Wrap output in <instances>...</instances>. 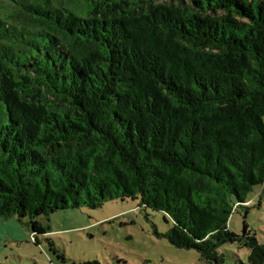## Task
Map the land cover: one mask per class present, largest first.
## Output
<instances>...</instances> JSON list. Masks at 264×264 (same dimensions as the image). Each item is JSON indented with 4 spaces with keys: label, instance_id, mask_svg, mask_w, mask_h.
<instances>
[{
    "label": "trees",
    "instance_id": "1",
    "mask_svg": "<svg viewBox=\"0 0 264 264\" xmlns=\"http://www.w3.org/2000/svg\"><path fill=\"white\" fill-rule=\"evenodd\" d=\"M8 1L0 221L132 199L204 264H264L229 230L264 185V0Z\"/></svg>",
    "mask_w": 264,
    "mask_h": 264
},
{
    "label": "rangeland",
    "instance_id": "2",
    "mask_svg": "<svg viewBox=\"0 0 264 264\" xmlns=\"http://www.w3.org/2000/svg\"><path fill=\"white\" fill-rule=\"evenodd\" d=\"M162 2V0L160 1ZM8 0L0 9L11 11ZM249 203L234 211L229 230L250 234L264 244V185ZM48 231L33 237L30 218L0 221V264H204L194 250L179 249L165 235L171 229L162 212L132 199L111 201L99 209L82 207L37 219ZM227 264L248 263L249 250L226 244Z\"/></svg>",
    "mask_w": 264,
    "mask_h": 264
}]
</instances>
